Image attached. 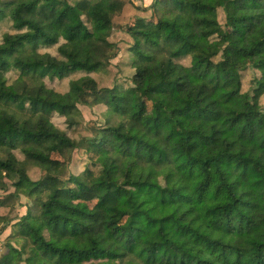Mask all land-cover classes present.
<instances>
[{
    "label": "trees",
    "instance_id": "1",
    "mask_svg": "<svg viewBox=\"0 0 264 264\" xmlns=\"http://www.w3.org/2000/svg\"><path fill=\"white\" fill-rule=\"evenodd\" d=\"M125 4L0 0V208L27 199L17 222L0 213L22 241L0 264H264V77L241 91L242 70L264 69V0L135 4L148 16L124 30L127 83L99 87ZM88 98L105 107L90 128Z\"/></svg>",
    "mask_w": 264,
    "mask_h": 264
},
{
    "label": "rangeland",
    "instance_id": "2",
    "mask_svg": "<svg viewBox=\"0 0 264 264\" xmlns=\"http://www.w3.org/2000/svg\"><path fill=\"white\" fill-rule=\"evenodd\" d=\"M75 1V0H70ZM125 8L122 13L115 17L114 26L107 33V37L109 40L117 42L121 48V53L118 57L112 60V64L108 66L107 72L102 75H94L96 78V82L99 87H111L113 85H121L124 87L127 83V75L129 74L128 65H124L123 63L126 61L127 54L125 52L126 43L129 42V37L124 32L127 23L134 16H148V12L138 10L135 7L137 5H149L153 0H125ZM219 20L223 24L224 23V15L221 10H219ZM8 27L7 23H0V33ZM49 52L52 54H56V47L52 46L47 48ZM182 63L187 64L188 59L182 60ZM241 91L248 92L250 95H255L254 92V79H259L264 77V69L250 64L244 70L241 71ZM9 77L13 76V72L8 74ZM75 76H78L76 74ZM46 84L55 89L56 91H64L65 87L68 84V78H63L61 80L52 79L45 77ZM91 99H87V104L79 105L80 111L82 113L84 122H87L88 127L94 125V123L102 122V114L104 112L105 107L102 104H91ZM259 104L264 111V95L260 96ZM52 122L59 127L60 129L66 130L70 136L79 137L82 134H86L90 136V131L87 126L83 128V126H78L72 129H67L64 124V119L57 115L52 116ZM86 146V145H85ZM85 148V147H84ZM87 148V147H86ZM94 149H88L87 153L84 152V149L78 150L79 158L74 160L68 169V173H79L84 168V162H87V159L90 156H94ZM18 158H22V155L19 152L14 151ZM28 176L32 180L43 179L46 183H50V181L46 180L47 173L39 169L38 167H29ZM52 174L57 176H62L65 174L62 168H55ZM12 189V188H10ZM26 202L27 199L25 197H20V201L18 204H15L11 209H3L0 208L1 214L8 215L12 221L11 224L18 221V218L26 212ZM17 226L10 225L4 231L0 233V255L7 252V244H11L15 247H20L21 240L17 239L15 229Z\"/></svg>",
    "mask_w": 264,
    "mask_h": 264
}]
</instances>
